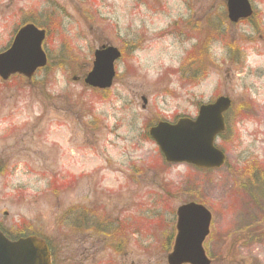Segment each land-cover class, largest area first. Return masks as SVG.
Wrapping results in <instances>:
<instances>
[{"label":"rangeland","instance_id":"374dc122","mask_svg":"<svg viewBox=\"0 0 264 264\" xmlns=\"http://www.w3.org/2000/svg\"><path fill=\"white\" fill-rule=\"evenodd\" d=\"M250 2L256 17L231 24L226 0H0V52L38 19L54 66L0 80V229L54 242L55 264H167L177 209L199 201L213 216L204 243L212 264H264V204L241 190L250 170L264 169V0ZM214 25L209 73L187 80L183 62ZM109 44L127 57L105 94L84 77ZM219 96L233 102L227 137L216 141L226 166L204 174L166 164L144 137L149 121L194 118ZM84 208L123 226L121 254L103 225L74 228Z\"/></svg>","mask_w":264,"mask_h":264},{"label":"water","instance_id":"95a60500","mask_svg":"<svg viewBox=\"0 0 264 264\" xmlns=\"http://www.w3.org/2000/svg\"><path fill=\"white\" fill-rule=\"evenodd\" d=\"M228 18L232 23L250 18L253 10L249 0H227ZM46 32L30 24L16 35L12 47L0 54V77L13 74L32 77L45 67L47 56L42 44ZM121 57L113 47L96 51L93 71L85 82L93 88H110L115 76V62ZM231 100L220 97L214 104L200 108L193 121L183 118L177 124L159 123L150 135L157 142L168 163H187L200 169H219L226 163L225 154L214 146L215 139L225 131L224 113ZM177 237L169 264H210L203 243L210 232L211 213L202 205L188 204L177 211ZM0 264H51L46 243L36 237L10 241L0 231Z\"/></svg>","mask_w":264,"mask_h":264},{"label":"trees","instance_id":"16d2710c","mask_svg":"<svg viewBox=\"0 0 264 264\" xmlns=\"http://www.w3.org/2000/svg\"><path fill=\"white\" fill-rule=\"evenodd\" d=\"M29 22L34 23L44 29L47 30L48 33H50V29L46 26L40 25L39 20L38 19H31ZM220 26H216L214 25V30H216V32H218V34L214 31H210L211 34H206L207 36H205V41L203 40L202 43L198 44V46L193 49V51L190 53V55L187 57V63L185 62L184 65H186L187 70H189L188 73V78L187 79H193L194 81H198L199 79L205 78L208 74L209 68L212 65L211 62H209L210 58L208 55V45H210L209 43H212L214 40H217L218 37L220 36ZM195 29V28H194ZM192 29V30H194ZM209 31V29L207 30ZM228 47V44H227ZM229 48L231 49V47L229 46ZM229 49V50H230ZM211 63V64H210ZM195 72V73H194ZM194 73V74H192ZM190 83V82H189ZM194 83V82H191ZM236 116H238V114H235ZM1 162V161H0ZM3 163H0V173L3 172ZM246 173V170H245ZM248 181H249V186L248 188H245V186L241 187L243 192L248 193V198H249V202L254 205V206H259V204H264V169L263 171L261 170H256V169H252L250 170V174L248 175ZM254 192V194H253ZM252 198V200H251ZM254 221V219H253ZM253 223V222H252ZM99 227L102 229L101 223L99 224ZM123 227V226H122ZM120 228L119 230H110L108 229V225L106 226V228L103 229L106 235H108L109 237H117L119 232L122 234V236L125 235V231L124 228ZM74 228L77 229V225H74ZM247 228L243 229L244 231H242L241 233V238L245 239V235L248 234V232L246 231ZM101 232V231H99ZM169 233V232H168ZM24 232L21 234L23 235ZM9 237H12L11 235L7 234ZM39 236V235H38ZM174 236V231H172L171 233H169V235H167V241L166 244L169 245V243L171 244V240L173 239ZM40 237V236H39ZM47 240V239H46ZM48 244L50 246H52L53 248V244H51L50 241H48ZM53 252V250H52ZM54 258L56 259L55 256V252H54Z\"/></svg>","mask_w":264,"mask_h":264}]
</instances>
